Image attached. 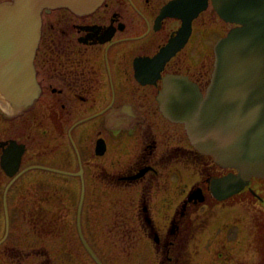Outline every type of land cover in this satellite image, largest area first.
I'll return each instance as SVG.
<instances>
[{"label": "flooded vegetation", "instance_id": "obj_1", "mask_svg": "<svg viewBox=\"0 0 264 264\" xmlns=\"http://www.w3.org/2000/svg\"><path fill=\"white\" fill-rule=\"evenodd\" d=\"M174 1L103 0L92 12L57 8L42 13L33 61L39 97L17 114L0 103V264L71 263L83 254L97 264L74 204L84 199L87 182L106 193H129L134 204L127 213L134 217L131 222L120 218L112 228L119 232L121 220L124 230L133 234L137 231L130 226L136 224L158 253L157 264L186 261V196L179 205L182 210L173 209L161 227L149 204L153 187L158 188L159 148L172 142L169 135L168 141L164 135L159 139L157 121H170L160 112L157 96L163 78L170 75L186 78L204 94L206 27L201 17L214 8L207 0L192 20L186 42L162 63L158 54L182 25L170 15L174 11L168 5ZM191 151L205 161L206 156ZM219 170L225 172L208 175L202 186L194 184L204 194L201 205L213 199L206 180L231 171ZM262 181L252 179L241 193L264 201L252 187ZM78 188L79 201L73 202L69 190ZM252 244L256 264H264V248Z\"/></svg>", "mask_w": 264, "mask_h": 264}, {"label": "water", "instance_id": "obj_2", "mask_svg": "<svg viewBox=\"0 0 264 264\" xmlns=\"http://www.w3.org/2000/svg\"><path fill=\"white\" fill-rule=\"evenodd\" d=\"M102 1H0V103L7 111L22 113L39 97L33 61L42 13L57 8L87 13ZM206 1L176 0L168 5L182 25L158 54L162 63L186 42L191 22ZM212 5L220 19L236 26L213 48V70L204 95L186 78L170 75L163 78L157 101L165 118L184 126L194 150L211 156L220 168L236 171L206 180L210 195L221 202L240 193L252 178L264 179V0H212ZM203 202L200 187L192 186L184 205Z\"/></svg>", "mask_w": 264, "mask_h": 264}, {"label": "rangeland", "instance_id": "obj_3", "mask_svg": "<svg viewBox=\"0 0 264 264\" xmlns=\"http://www.w3.org/2000/svg\"><path fill=\"white\" fill-rule=\"evenodd\" d=\"M201 21L206 27L203 53L208 83L213 67V47L232 25L220 20L211 7L202 14ZM157 123L159 139L162 135L167 141V135L172 138L168 148H159V162L162 161L155 174L157 180L159 179L158 188L153 187L154 195L149 203L154 221L161 227L163 220L173 209L182 210L179 205L194 184H200L208 175L223 174L225 170H219V167L213 169L214 164L210 163L211 158L208 156L204 157V162L198 157L195 158L181 124H172L165 120H158ZM173 145L179 148H172ZM188 146L191 149L180 148ZM259 185L261 186L256 188V184H253L252 187L260 190L259 194L263 196L264 181ZM66 191L63 189L62 193L67 194ZM78 192L79 188L75 192L69 190V194L73 195L68 198L76 202ZM111 192L110 195L100 185L87 182L84 199L74 203L78 207L80 226L86 243L98 255L102 264H157L158 253L149 238L140 233L141 230L136 224L130 226L137 231L132 234L124 230L121 223L123 219L131 222L134 217L127 213L134 204V199L129 202V193L126 192ZM204 204H189L182 210L186 220L190 222L182 242L185 244L184 264H256L258 256L252 243L264 248V201H258L252 194L241 193L225 202L208 198ZM67 205L70 207V204ZM67 211L64 205L63 214ZM120 218L118 232L112 226ZM124 241H129L130 244L127 245ZM60 250L65 251L64 244ZM80 256L71 263L57 264H95L85 254ZM231 260L233 261L230 262Z\"/></svg>", "mask_w": 264, "mask_h": 264}, {"label": "bare ground", "instance_id": "obj_4", "mask_svg": "<svg viewBox=\"0 0 264 264\" xmlns=\"http://www.w3.org/2000/svg\"><path fill=\"white\" fill-rule=\"evenodd\" d=\"M2 105V104H1Z\"/></svg>", "mask_w": 264, "mask_h": 264}]
</instances>
